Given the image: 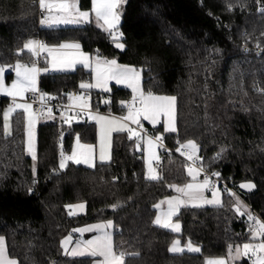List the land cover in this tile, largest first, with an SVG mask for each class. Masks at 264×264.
Segmentation results:
<instances>
[{
	"label": "trees",
	"instance_id": "trees-1",
	"mask_svg": "<svg viewBox=\"0 0 264 264\" xmlns=\"http://www.w3.org/2000/svg\"><path fill=\"white\" fill-rule=\"evenodd\" d=\"M79 7L90 11L91 0H79ZM120 10L123 49L92 19L47 28L39 0H0V66L31 61L24 45L37 38L48 45L78 42L85 53L140 69L143 92L176 98V131H148L163 135L170 148L195 143L203 163L234 189L253 182L255 191L239 193L264 219V0H125ZM38 77L62 101L70 89L89 91V106L108 114L123 115L132 96L116 85L108 92L81 89L90 80L82 66ZM7 102L0 103V236L18 264H90V258L65 255L60 242L81 225L106 220L114 225L113 247L124 254L123 264H205L226 257L230 245L254 241L249 211L233 196L222 195L219 205L181 207L178 233L155 225L156 204L177 193L173 185L190 181L187 165L168 155L157 168L162 178L147 179L143 153L126 133L113 135L109 162L68 161L61 168L76 142L95 145V125L45 121L36 128L33 161L22 111L11 114L4 133ZM76 203H84L85 212L70 215ZM176 239L200 251L171 253Z\"/></svg>",
	"mask_w": 264,
	"mask_h": 264
},
{
	"label": "snow or ice",
	"instance_id": "snow-or-ice-1",
	"mask_svg": "<svg viewBox=\"0 0 264 264\" xmlns=\"http://www.w3.org/2000/svg\"><path fill=\"white\" fill-rule=\"evenodd\" d=\"M123 2V0H92L93 8L92 12L95 13L98 26L106 25V31L113 37L114 42L118 41V37L113 32L116 29L117 25L120 21V15L116 11L119 5ZM39 6L42 12L47 11V15L42 18L41 23H80L81 20L84 22H89L88 18L90 13L87 11H80L78 8L77 3L75 0H39ZM59 13L60 15H54L53 13ZM103 21V25L99 24V21ZM116 47L123 49L124 44L116 42ZM24 49H26L29 53L33 56H38L40 52H47L51 60V70H59L64 71L68 69H72L76 64H83L84 67H91L90 57L84 55L82 52H79L80 45L78 43H66L59 45V49H74L76 50L75 53L71 55V58H68V54H60L54 55L57 53L58 49H53L47 47L45 44L35 41V40H28L25 45ZM21 52H18L17 55H21ZM16 81L12 84L10 88L4 86V67L0 66V93L4 95L12 96L15 98L19 97L24 99V94L27 92L33 93V100H35V94L38 92L37 89V76L40 72L35 66V62L32 63V66L29 67L27 65L17 63L15 66ZM49 69H44V71H48ZM95 72L96 78V85L90 83H81V89H88L91 87L96 86H104L105 90L106 83L108 80H115L117 83H125L127 86L131 87L133 92H137V81L139 79V74L134 69L129 68H121L117 65L115 60L104 61L101 63L99 60L97 61V67L93 70ZM40 103L42 107L39 109L41 114L45 111L43 108V104L46 101L45 95L41 94ZM73 99H80V97H74L69 95V100ZM175 97H168V96H154L152 93H148L147 96H144L141 93V100L143 102V107L136 109L133 111L129 108V113L127 116L123 117V120H129L134 124L140 126V118L143 117L144 120H148L152 124H156L159 122V118L161 115L169 117V120L165 121L164 130L165 132H174L176 131L175 124L171 121V113L173 110ZM135 102V96H134ZM83 106V105H82ZM16 109H23L26 113L32 110L31 103H15L14 107L9 108L4 113V120H5V133L9 132V114L15 111ZM49 115H51L52 109L47 110ZM63 115V113H61ZM98 122L101 120H105L104 117L96 116L93 117ZM31 122V121H30ZM109 123H114L113 121H109ZM115 131H125L129 132V138L131 139L133 136H138L139 133L135 132L133 129L128 128L126 125H119V127L114 128ZM161 137L157 136L156 141H160ZM79 143V141H78ZM153 141L151 139L147 140L148 151L151 153L149 159L146 161L148 164V175L147 179L149 180H158L162 177L156 175L154 173V169L151 165L152 159H159L156 156L155 152L152 151ZM182 149H187L188 151L182 152V155H185L186 159L189 161H195L194 153L196 151V145L192 141H189L187 144H181L180 146ZM179 150V149H178ZM35 155H33V159H35ZM104 153L103 149L101 151V160H104ZM64 159L72 160L76 164L80 163H88L89 166H92L90 163L89 155L87 152L81 154V158H77V154L73 152L71 156L65 157ZM64 159L61 161V168L65 167ZM199 170H203L200 168ZM189 176L192 178L193 183H188L184 187H176L172 186L176 192L180 193L179 197H175L166 201H162L161 203H167L168 211L164 214L163 221L161 217H157L156 223L161 225L164 228L170 227V220L171 217L174 216L177 212L178 207L182 203H186L188 201H197L204 199L203 192L209 189L210 181L207 177L204 178L202 183H195L197 180V176L199 175V171L193 169L192 166H188L187 168ZM213 175H218L217 173H213ZM242 187L251 188L252 185H242ZM187 198L185 200L184 198ZM213 197L214 200L207 201L208 203H217L219 204V198L217 191L213 190ZM75 207L83 208L84 205H76ZM157 208L160 205H156ZM71 214V213H70ZM249 220L252 221L253 218L249 215ZM254 228L252 229V239L257 240L260 237H264V223H260L259 221H254ZM100 227V226H97ZM104 227H111V223ZM173 231H179L180 225L175 224L171 225ZM91 230V229H90ZM179 243V242H177ZM87 246L91 247L93 250L90 253L91 255H100L104 257V261L102 264H121L124 254L121 253L120 255H116L113 251L111 245V236L107 233L102 238H97L95 241H88ZM188 248L190 251L198 252L200 251L199 248L192 247L191 242L188 244ZM171 251H176L177 248L174 245ZM232 246H229V257L236 258L239 257L241 254V248L237 246L235 248L236 256H232ZM252 252L253 255H256V260L253 261V264H264V255H258L257 253H264V240H261L258 244L253 243H244L243 244V255L248 256L249 252ZM73 254L84 255L83 252H76L73 250ZM251 259V256L248 257ZM0 264H17V262L13 259H9V255L5 248V240L4 238L0 237ZM206 264H227L225 259H213L208 260Z\"/></svg>",
	"mask_w": 264,
	"mask_h": 264
},
{
	"label": "crops",
	"instance_id": "crops-1",
	"mask_svg": "<svg viewBox=\"0 0 264 264\" xmlns=\"http://www.w3.org/2000/svg\"><path fill=\"white\" fill-rule=\"evenodd\" d=\"M92 8H93V4H92V0H91V9H90V11H91L92 15L93 14L95 15V13L92 12ZM116 11L120 15V5L116 9ZM120 22H121V17H120L119 24H120ZM40 23H41V21H40ZM101 23H102L101 25H103V21L102 20H101ZM119 24L117 25V27L119 26ZM41 25L46 27L47 23H45V24L41 23ZM103 27L106 28L107 26L103 25ZM38 41L43 43V44H45L44 42H42L40 40H38ZM66 43H75V42L74 41L61 42V44H66ZM61 44H59V45H61ZM45 45L47 47H49V48L57 49V48L52 47V46H50L48 44H45ZM63 50H65V49H63ZM66 50L67 51L71 50L73 53L76 52V50H74V49H66ZM79 52L84 53L82 51V49H79ZM41 53H43L42 55H40L41 58L38 57L37 60H38V62H41V63L44 62L45 63V61H43L42 56L46 57L48 55V53L47 52H41ZM45 54H47V55H45ZM55 54L57 55V53H55ZM90 56H91L90 58L92 59V65H91L90 68L84 67L83 64H76L74 67L76 68L77 66H82V67H84L85 70L89 71L90 72V80H89L88 83L96 85L97 81H96V78H95V72L93 70L97 67V61L99 60L101 63H103L104 61H110V60L103 59V58H101V57H99L97 55H95L97 57H95L94 55H90ZM47 57L49 58L50 56L48 55ZM93 57H95V58L93 59ZM116 63L121 68H125L126 67V68H129V69H134L139 74V79L137 81V92L134 93L132 88L127 86V84H125V83H117L115 80H108L107 81V83H106L107 90H105L104 86H96V87L88 88V89H93V90H97V91L108 92V91H110V88H111L112 85H116L118 87H123V88L129 89L131 91V93H132V96H131L129 101L124 103V106L126 107V111L121 116L108 114V113H104V112H100V111H95L93 113H90L88 115V123L94 124L95 128H96V143H95V145H85V144H82L80 142L79 143L76 142L72 152L67 155V156H71L73 154V152H75L77 154V158H81V154L84 153V152H87L88 155H89L90 163L93 166L97 162L98 163H107V162L110 161V159H111L112 137H113L114 134H116V133H126L128 135V137H129L130 134H129V132L127 130H125V131H115V130H113L114 128L119 127V125H121V124L126 125L128 128L133 129L137 133H139L137 131V129H136L137 127H145L147 129L148 126L151 127V128H156V127L160 126L164 133H172V132H165V130H164L165 121L169 120V117L164 116V115L160 116L159 122L156 123V124H152L148 120H144L143 117H141L140 118V126H138L137 124L132 123L129 120H123L122 119L123 117L128 115L129 108H131L133 111H135L136 109H139V108L143 107L142 100H141L142 106L140 107V106H138V104L136 102V99L137 98L141 99V93H143L144 96H147V93L143 92V90H142V72H141L140 69H136V68L131 67V66L120 64L118 62H116ZM75 68L64 70V71H59V70H54V71H57V72H71ZM50 71H52V70H48V72H46V73H52ZM54 73H56V72H54ZM153 95L154 96H159V95H156V94H153ZM134 96H135V102H134ZM168 97H170V96H168ZM77 104L83 105V106H86V107L89 106V103L86 102V101H77ZM96 116L104 117L105 120H101V121L98 122L96 119H93V117H96ZM170 119L175 124V102H174V106H173V110H172ZM109 121H113L114 123H109ZM37 125H38V123H37ZM156 137L157 136H154V135H152L151 137H149V136H141L140 133H139L138 136H133L131 138V139H141V141H142V146H136V148L139 149L143 153V160H144V165H145V171L146 172L148 171V164L146 163V161L149 159V157L151 155V153L148 151L147 140L151 139L154 142L153 143V147H152V151H154L156 149V147H157V144H158L157 141H156ZM102 149H103V153H104V157H105L104 160H101V151H102ZM64 158H65V155H64L63 159ZM68 161H72V160L68 159ZM151 161H153V159ZM87 165H89V164L87 163ZM146 172H145V175H146ZM188 183H193V181L192 182L189 181ZM188 183H186V184H188ZM195 183H198V182H195ZM205 192H206V190H205ZM178 196H180V193L177 192L174 196L162 199L156 204V205H160V207L159 208L155 207V210H156L155 213L156 214H155L154 221H153L155 225H157L159 227H162L161 225L156 223V219L159 216V217H161V220L163 221L164 214L168 211L167 203H161V202L169 200V199H172V198H175V197H178ZM203 196H204V199H208V197H206V195L203 194ZM207 196H209V198H210V195H207ZM204 199H202V200H204ZM221 199H222V197H221ZM81 204L84 205L83 208L75 207L76 205H81ZM185 206H188V205L182 203L178 207L176 214L171 217L170 227L169 228H165V229L173 231L171 225H175V224H179L180 225V223L176 220V215L178 214L179 209L181 207H185ZM191 207H195V206H191ZM84 212H85V204L84 203L73 204L68 209V213L69 214L71 213L70 215H74V216L83 214ZM109 223H111V227H104V226L108 225ZM97 226H100V227H97ZM179 231H173V232L178 233ZM105 233H107V234H109L111 236V245H112V248H113V251H114L113 238H114V235H115V228H114V225H113L112 221L106 220V221L93 222V223H88V224H85V225H81V226L75 228L70 233H68L64 238H62V240L60 242V246H61L62 252L65 255H67V256H69L71 258H85V257L90 258L91 259L90 264H102V262L104 261V257L100 256V255H95V256L91 255L90 253L92 252L93 249L91 247L87 246V242L90 241V240L91 241H95V240H97V238H102L105 235ZM77 236H81V238L78 239ZM0 237H2V236H0ZM2 238H4V237H2ZM172 244H173V242H172ZM172 244L169 246V250L171 249ZM188 244H189V242H184V243L181 242V247L188 248ZM5 248H6V243H5ZM73 250H76V252H83L85 254L84 255L73 254ZM6 251H7V249H6ZM114 253L116 255H120V254H117L115 251H114ZM195 253H197V252H195ZM9 259H13V260H15L17 262V260L14 259V258L9 257ZM213 259H218V258H213ZM213 259H207L206 262L208 260H213ZM206 262H205V264H206ZM123 263H124V258H123L121 264H123ZM17 264H18V262H17Z\"/></svg>",
	"mask_w": 264,
	"mask_h": 264
},
{
	"label": "built area",
	"instance_id": "built-area-1",
	"mask_svg": "<svg viewBox=\"0 0 264 264\" xmlns=\"http://www.w3.org/2000/svg\"><path fill=\"white\" fill-rule=\"evenodd\" d=\"M44 13L41 12V15ZM39 79V77H38ZM38 92L35 94V100H33V93L27 92L25 94L24 101L26 103L32 104V113L35 115L37 119V123H42L45 121H49L53 124L62 123L64 125H72L74 123H83L88 122V115L90 113H93L97 110L92 108L91 106H82L77 104V101H86L88 102L91 99V93L87 90H80L77 88L70 89L67 94L66 98L62 101L58 99L55 96H52L50 93L47 92L46 88L39 84L37 85ZM43 94L46 97V101L43 104V108L45 111L43 114L39 111V109L42 107L40 103V95ZM69 95H72L74 97H80V99H73L69 100ZM5 100V98L0 96V103H2ZM8 101V99H7ZM10 104H12V101H8ZM136 102L138 106H142V102L140 98L136 99ZM48 109H52L51 115L48 113ZM63 113V115L61 114ZM137 131L140 133L141 136H149L151 137L152 134L146 129L145 127H137ZM161 137L160 141H157L159 146V159L156 162V167H160L163 164L164 159L171 154H175L180 159H182L187 166H192L196 171H199V178L203 182L204 178L207 177L210 181L209 189H207V193H209L212 189L217 188L220 190L221 194L223 196H233L236 199L240 200L245 204L249 211V215L253 218L252 221L249 220L250 228L253 229L255 224L254 221H259L260 223H264L263 217L254 211L250 206H248L242 199L239 190L234 189L232 186L227 184L224 180H222L218 175H213V173H216L214 171L209 170V165L203 163L201 156L198 153H194V157L196 158L195 161H189L186 159L185 155H182V152L188 151L187 149H182L179 145L176 148H170L163 140L164 136L159 135ZM129 141H132L135 146H142L141 139H128ZM179 149V150H178ZM62 158V157H60ZM202 168L203 170H199ZM78 239L81 238V236H77ZM264 237H260V240H263ZM251 256V259L248 257ZM254 255L252 252H250L247 256V259L249 261H253Z\"/></svg>",
	"mask_w": 264,
	"mask_h": 264
},
{
	"label": "rangeland",
	"instance_id": "rangeland-1",
	"mask_svg": "<svg viewBox=\"0 0 264 264\" xmlns=\"http://www.w3.org/2000/svg\"><path fill=\"white\" fill-rule=\"evenodd\" d=\"M75 2L77 3V5H78V8H79V10L80 11H87V10H82V9H80V7H79V0H75ZM124 2H125V0H123V2L121 3V6L120 7H122V5L124 4ZM42 12V11H41ZM87 12H89L90 13V16H89V18H88V20H89V22H90V20L92 19L93 21H94V23L95 24H97L98 25V22H97V19H96V16L93 14L92 15V13H91V11H87ZM120 12H121V10H120ZM44 14L42 15V17H41V20H42V18H44V16H46L47 15V11H45V12H43ZM54 15H60L59 13H56V12H54L53 13ZM89 22H84L83 20H81V22L80 23H47V25H46V27L47 28H58V27H73V26H82V25H85V24H87V23H89ZM99 24H102L101 23V21H99ZM113 32L115 33V35L118 37V41H116V42H119V43H121V41H119V39H120V34H119V32H118V30H116V29H114L113 30ZM32 40H35V41H38L36 38H32ZM39 42V41H38ZM116 42H114V45L116 46ZM75 43H77V42H75ZM59 44H61V43H59ZM59 44H49L50 46H52V47H55V48H57L59 51L57 52V55H60V54H68V58H71V55L73 54V52L71 51V50H69V51H67L66 49L65 50H63V49H59L58 47V45ZM79 44V43H78ZM80 45V44H79ZM118 48V47H117ZM80 49H81V46H80ZM118 49H121V48H118ZM26 50V49H25ZM27 51V50H26ZM28 52V51H27ZM29 53V52H28ZM32 57H31V61H29V62H16V63H14L13 65H10V66H3L4 67V69H5V71H4V73H3V75H4V86L5 87H8V88H10L11 86H12V84L16 81V79H17V76H16V71H15V65L17 64V63H21V64H24V65H27V66H29V67H31L32 66V63L33 62H35V66L38 68V69H40V72H39V74H38V76L40 75V74H44V73H46V72H48V71H44V69H49V70H51V60H52V57H47L48 55L47 54H45V55H47L46 57H44V56H42V58H43V61H45V63L40 67V63L38 62V57H40V55H42L43 53H39V55L38 56H33L31 53H29ZM84 55H86V56H88V57H91L90 56V54H88V53H83ZM54 55H56L55 53H54ZM95 56V55H94ZM95 57H97V56H95ZM95 57H93V59L95 58ZM41 58V57H40ZM90 63H91V65H92V59H90ZM95 64V63H94ZM73 68H75V67H73ZM88 68H90V67H88ZM93 70V69H92ZM50 72H52V73H54V72H57V71H54V70H52V71H50ZM8 74H11L12 76H11V78H7V75ZM38 76H37V85H38ZM86 83H88V82H86ZM26 94V93H25ZM25 94H24V98H25ZM0 96L1 97H3V98H5V99H8V101H12V104H10L9 102H7V104H6V106H5V108H4V110H3V124L5 125V120H4V113L9 109V108H11V107H14V104L15 103H26L25 101H24V99H21V98H19V97H17V98H15V100H14V98L12 97V96H8V95H4L3 93H0ZM15 111H22L23 113H24V117H25V122H26V138H25V146H26V153L29 155V157H31L32 158V160L33 161H35V159H33V155H35V153H36V128H37V119H36V117H35V115L32 113V111L30 110V112H25L23 109H16ZM14 112V111H13ZM12 112V113H13ZM12 113H10L9 114V119H10V116H11V114ZM9 119H8V124H9ZM31 121V122H30ZM9 132H10V126H9ZM9 132L7 133V134H9ZM4 133H5V128H4ZM6 134V133H5ZM139 150V149H138ZM153 152H155V154H156V156H158L159 157V155H160V153H159V146H158V144H157V147H156V149L153 151ZM65 157H68L67 156V154L65 155ZM158 160L157 159H153V161H151V165H152V167H153V169H154V173L156 174V175H158V170H157V167H156V162H157ZM68 162V159H65L64 160V163H67ZM73 162V161H72ZM76 164V163H75ZM81 165H83V166H86V167H93V165L92 166H89V165H87V163H80ZM187 168H188V166H187ZM194 169V168H193ZM195 170V169H194ZM146 172V171H145ZM187 174H188V171H187ZM147 175H148V171L146 172V177H147ZM189 175V174H188ZM190 177V176H189ZM190 182H192V178L190 177ZM195 182H198V183H202V181L200 180V178H199V175L197 176V180L195 181ZM182 188V187H181ZM213 190H215V191H217V193H218V198H219V201H220V203H221V197H222V194H221V192H220V190L219 189H217V188H214V189H212L208 194H207V191L205 192H203V194L204 195H206V197H208V199H204V200H197V201H188V202H186V203H183V204H186V205H188V206H195V207H201V206H212V205H219V204H217V203H208L207 201H211V200H214V197H213ZM207 195H210V198H209V196H207ZM179 197V196H178ZM185 200H187V198L185 197ZM251 237H252V233H251ZM177 242H179V243H177ZM261 242V240L260 239H257V240H254V241H252V242H248V243H253V244H258V243H260ZM176 246V248H177V250L176 251H171V253H181V252H188V253H195L194 251H190L189 250V248H185V247H181V241L180 240H178V239H176L174 242H173V244H172V246H171V249L173 248V246ZM237 246H239L240 248H241V254L239 255V257H236V258H230L229 257V251H228V254H227V256L226 257H223V258H218V259H225L226 261H227V264H236V262H238L241 258H243V257H247V256H245V255H243V244H241V245H236V246H233L232 247V249H233V251H232V256L233 257H235L236 256V253H235V248L237 247ZM192 247H194V248H199V246H197V245H194V244H192ZM200 249V248H199ZM199 252V251H198ZM251 252V251H250ZM249 252V253H250ZM258 255H264V253H257ZM256 255H254V258H253V261H255L256 260ZM253 261H252V264H253Z\"/></svg>",
	"mask_w": 264,
	"mask_h": 264
},
{
	"label": "water",
	"instance_id": "water-1",
	"mask_svg": "<svg viewBox=\"0 0 264 264\" xmlns=\"http://www.w3.org/2000/svg\"><path fill=\"white\" fill-rule=\"evenodd\" d=\"M242 185H252L251 188H248V187H242ZM237 188L238 190L241 192V193H244V194H249V193H252L253 191L256 190V186L253 182H241L237 185Z\"/></svg>",
	"mask_w": 264,
	"mask_h": 264
}]
</instances>
